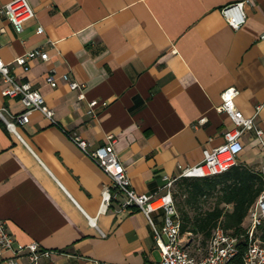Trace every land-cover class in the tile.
Instances as JSON below:
<instances>
[{
	"label": "crops",
	"instance_id": "1",
	"mask_svg": "<svg viewBox=\"0 0 264 264\" xmlns=\"http://www.w3.org/2000/svg\"><path fill=\"white\" fill-rule=\"evenodd\" d=\"M9 1L0 0V8ZM28 1L35 15L21 33L0 14V58L18 81L40 91L57 123L33 112L19 125L22 142L0 122V221L13 248L39 243L51 252L40 264H156L143 212L123 208V196L100 212L110 179L69 136L95 149L113 135L132 187L158 198L168 179L199 163L234 127L218 110L224 90L239 91L235 107L264 131V0L244 4L237 30L221 9L243 0ZM35 48L48 60H30L28 71L13 63ZM52 70L56 88L45 81ZM62 74L84 85L83 100ZM6 86L0 75V108L21 112L18 99L2 95ZM241 140L237 164L263 171L260 139L246 131ZM162 217L153 214L157 228ZM12 257L6 251L0 264Z\"/></svg>",
	"mask_w": 264,
	"mask_h": 264
},
{
	"label": "built area",
	"instance_id": "2",
	"mask_svg": "<svg viewBox=\"0 0 264 264\" xmlns=\"http://www.w3.org/2000/svg\"><path fill=\"white\" fill-rule=\"evenodd\" d=\"M243 0L228 4L221 9V14L226 23L234 30L239 29L245 23ZM0 14L13 26L16 32L21 33L25 24L34 18V10L28 0H11L0 8ZM44 28H37L38 34H42ZM33 59L48 60V53L41 48H35L15 58L17 66L29 70L28 62ZM10 63L0 58V75L7 86L2 90V95L8 98H16L20 101L23 110L19 113H10L6 108H0V122L6 129L24 142L19 130V125L30 122L33 112H39L52 124H56L55 112L50 108L38 89L28 82L18 81L10 70ZM60 79L71 90L78 92V98H85L84 85L72 80L68 74H62ZM46 84L56 88L58 78L54 70L46 76ZM239 94L236 88H228L221 94L222 104L218 107L220 112H226L232 120L234 127L224 133V143L220 146L205 149L202 160L181 170L180 174L168 179L163 186L164 194L158 198L149 194H139L131 185L126 169L120 161L115 150V138L109 134L106 142L95 149H90L88 142L77 135H70V139L80 148L110 179V185L102 191L101 209L109 205L113 198L124 197L122 207L134 206L139 208L150 224L156 249L160 259L156 264H264V191L259 195L255 203L249 209L245 233L233 236L221 226H217L207 242L204 253L195 255L190 248L200 250L199 243L195 241L192 233H181V221L173 198V188L177 180L181 178L209 177L221 174L237 164V158L244 150L241 140L246 131H254L260 139L264 150V131L256 125L255 116L246 117L235 107L234 99ZM98 101L88 103L89 113L94 114ZM206 121L199 120L200 124ZM264 172V168H263ZM162 211V226L157 228L153 214ZM95 225V223H93ZM14 238L9 232L6 222L0 221V256L6 251H11L13 257L8 260L9 264H40L41 260L50 256L51 252L41 248L37 242L20 245L13 248Z\"/></svg>",
	"mask_w": 264,
	"mask_h": 264
},
{
	"label": "trees",
	"instance_id": "3",
	"mask_svg": "<svg viewBox=\"0 0 264 264\" xmlns=\"http://www.w3.org/2000/svg\"><path fill=\"white\" fill-rule=\"evenodd\" d=\"M173 198L181 221V233H192L205 249L213 230L221 226L233 236L245 233L251 206L264 191V173L245 164L233 165L218 175L181 178ZM213 200L211 206L204 204ZM264 232V226L262 228Z\"/></svg>",
	"mask_w": 264,
	"mask_h": 264
},
{
	"label": "rangeland",
	"instance_id": "4",
	"mask_svg": "<svg viewBox=\"0 0 264 264\" xmlns=\"http://www.w3.org/2000/svg\"><path fill=\"white\" fill-rule=\"evenodd\" d=\"M263 166L260 167V169H262ZM173 190H176V185H174V188ZM213 200H208L205 204H204V209H207L211 206ZM197 243H199V240L197 241ZM199 246H200V243H199ZM196 247V245L192 248H190L191 252L195 255H198V256H201L203 253H204V249L202 247H200L201 249L200 250H197L196 251L194 250V248Z\"/></svg>",
	"mask_w": 264,
	"mask_h": 264
}]
</instances>
